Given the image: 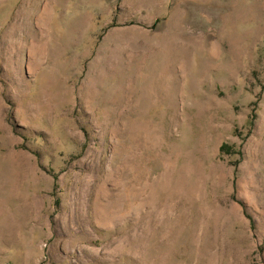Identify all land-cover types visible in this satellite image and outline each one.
Masks as SVG:
<instances>
[{"label":"rangeland","instance_id":"1","mask_svg":"<svg viewBox=\"0 0 264 264\" xmlns=\"http://www.w3.org/2000/svg\"><path fill=\"white\" fill-rule=\"evenodd\" d=\"M0 264H264V0H0Z\"/></svg>","mask_w":264,"mask_h":264}]
</instances>
